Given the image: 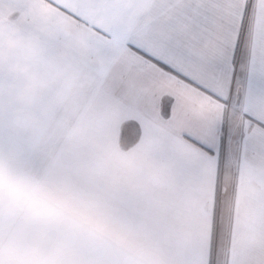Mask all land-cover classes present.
Returning a JSON list of instances; mask_svg holds the SVG:
<instances>
[{"label": "snow or ice", "instance_id": "1", "mask_svg": "<svg viewBox=\"0 0 264 264\" xmlns=\"http://www.w3.org/2000/svg\"><path fill=\"white\" fill-rule=\"evenodd\" d=\"M0 264H264V0H0Z\"/></svg>", "mask_w": 264, "mask_h": 264}]
</instances>
